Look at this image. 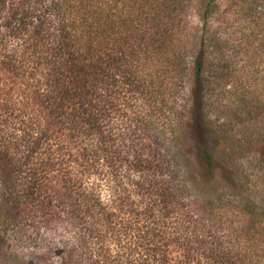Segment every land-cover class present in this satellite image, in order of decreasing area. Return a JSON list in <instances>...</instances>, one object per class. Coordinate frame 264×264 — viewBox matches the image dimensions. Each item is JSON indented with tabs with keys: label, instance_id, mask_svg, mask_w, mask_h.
Masks as SVG:
<instances>
[{
	"label": "trees",
	"instance_id": "1",
	"mask_svg": "<svg viewBox=\"0 0 264 264\" xmlns=\"http://www.w3.org/2000/svg\"><path fill=\"white\" fill-rule=\"evenodd\" d=\"M10 240L48 264H264V0H0Z\"/></svg>",
	"mask_w": 264,
	"mask_h": 264
},
{
	"label": "rangeland",
	"instance_id": "2",
	"mask_svg": "<svg viewBox=\"0 0 264 264\" xmlns=\"http://www.w3.org/2000/svg\"><path fill=\"white\" fill-rule=\"evenodd\" d=\"M219 100V103L222 104L230 103L229 109H226L224 113H226V118L230 123L229 125L233 128V132L235 133L236 138H241V121H236V119L230 112L234 110L236 106V104H232V102L236 101L235 96L230 95V93L226 92L221 96V98H219ZM217 101L218 99H212L209 108L210 111L214 112V114L220 115V113L216 112L215 108H213L214 104ZM230 118L232 122L230 121ZM238 155L239 153H237V156ZM2 246L0 242V264H48L46 258L47 256L43 255L40 257L39 255L33 253L29 248L23 247L16 241L10 240L6 243H3Z\"/></svg>",
	"mask_w": 264,
	"mask_h": 264
}]
</instances>
